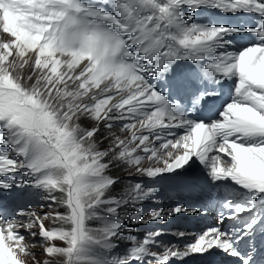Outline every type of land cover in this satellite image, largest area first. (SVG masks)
Masks as SVG:
<instances>
[{
	"label": "snow or ice",
	"instance_id": "obj_1",
	"mask_svg": "<svg viewBox=\"0 0 264 264\" xmlns=\"http://www.w3.org/2000/svg\"><path fill=\"white\" fill-rule=\"evenodd\" d=\"M113 165L130 170L117 194ZM197 167L210 226L169 245L125 233L129 209L136 227L200 215L183 198L142 215ZM28 188L64 211L0 213V264H264V0H0V196Z\"/></svg>",
	"mask_w": 264,
	"mask_h": 264
},
{
	"label": "rangeland",
	"instance_id": "obj_2",
	"mask_svg": "<svg viewBox=\"0 0 264 264\" xmlns=\"http://www.w3.org/2000/svg\"><path fill=\"white\" fill-rule=\"evenodd\" d=\"M179 69H180V68H179ZM179 69H178V71H179ZM24 75H25V77H27L28 72H27V73H24ZM80 123H81V126L86 127V128H90V127L94 126V125H93V122H91V121H89V120H86V119L81 120ZM113 131L116 132L117 134H119V126L115 127V128L113 129ZM106 134H107V133H106V130L101 129L100 134L96 137L97 141H100L101 138H102L103 136H105ZM107 143H108V142L105 140L103 143L100 144V148H101V149L106 148V147H107ZM107 174H108V175H111V176H113V177H118V178H120V182H119L118 184H116V185L113 187L114 189H118V191H116V192L113 193V194H117V193H119L120 191H122V190L124 189V187L130 182V180H128V179H130V170H129L126 166H124V165H119V166H117V165H113V166L109 169V171H108ZM131 175H133V176L135 175L134 170H132ZM132 182H134V181H132ZM49 203H50V201H49L48 203H46V204H44V202H43V203L40 204L39 206H35L34 209H35V211L37 212L36 215H37V216H40L41 218H43L44 215H45L46 213H54V212H56V211H60V212H63V211H64V209H63L62 207H58L57 204H55V203H52V204H51V207H49V206H48ZM148 203H150V202H148ZM148 203H147V204H148ZM155 203H156V201H155ZM42 205H43V207H42ZM28 212H31V210H29ZM148 213H149V209L146 208V207H143V210H142V215H143V217L146 216V215H148ZM131 214H132V210L129 209V212H128V216H129V218L126 220L128 226H125V233H126V234H127L130 230L132 231V233H133V230H134L135 232L139 233L138 230H135V229H134V228H135V226H134V225H135V222H133V221L131 220V218H130V217H131ZM16 219H18V220H27V217H24V218H20V217H18V218H16ZM23 222H26V221H23ZM43 222H44V224H45V227H51V226H52V223H53L51 219H45ZM48 225H49V226H48ZM33 230L37 232V241H33L32 237L29 236V235H27V234H26V241H27L30 245H32L33 243H36V247H35V248H32L31 250H32V252H33L38 258H40L39 261L43 262L44 260L49 259V258L46 257V256L44 255L43 250H42V248L40 247L39 242H38L39 227L37 226V227L34 228ZM140 230H141V229H140ZM21 231L23 232L24 230L21 229ZM134 234H135V233H134ZM140 239H141V238H140ZM125 243H127V242H125ZM27 264H32V257H31V256L28 258V262H27Z\"/></svg>",
	"mask_w": 264,
	"mask_h": 264
},
{
	"label": "bare ground",
	"instance_id": "obj_3",
	"mask_svg": "<svg viewBox=\"0 0 264 264\" xmlns=\"http://www.w3.org/2000/svg\"><path fill=\"white\" fill-rule=\"evenodd\" d=\"M178 72H181V69H179V71ZM43 202L42 201H39V202H37V204H36V206H39L40 204H42ZM35 213H37V212H35ZM26 222H27V220H26ZM202 229V228H201ZM174 232H176V230H174V231H172L170 234H172V233H174ZM184 232H186V231H184ZM186 233H189V234H193V232H186ZM174 236V235H173ZM176 243H178V242H175L174 244H176ZM30 245V244H29ZM216 255H219L220 256V258H219V260H221V255L222 254H214L213 256H216ZM35 260L36 261H39L40 260V258H38L36 255H35Z\"/></svg>",
	"mask_w": 264,
	"mask_h": 264
},
{
	"label": "trees",
	"instance_id": "obj_4",
	"mask_svg": "<svg viewBox=\"0 0 264 264\" xmlns=\"http://www.w3.org/2000/svg\"><path fill=\"white\" fill-rule=\"evenodd\" d=\"M118 190V189H117Z\"/></svg>",
	"mask_w": 264,
	"mask_h": 264
}]
</instances>
